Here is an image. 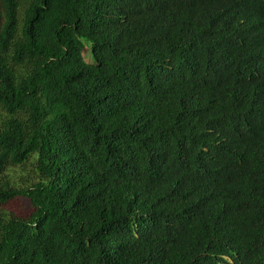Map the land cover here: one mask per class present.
Masks as SVG:
<instances>
[{"label": "trees", "instance_id": "16d2710c", "mask_svg": "<svg viewBox=\"0 0 264 264\" xmlns=\"http://www.w3.org/2000/svg\"><path fill=\"white\" fill-rule=\"evenodd\" d=\"M18 197L0 264H264V0H0Z\"/></svg>", "mask_w": 264, "mask_h": 264}, {"label": "rangeland", "instance_id": "374dc122", "mask_svg": "<svg viewBox=\"0 0 264 264\" xmlns=\"http://www.w3.org/2000/svg\"><path fill=\"white\" fill-rule=\"evenodd\" d=\"M84 56L87 62H93L90 47L84 49ZM0 207L19 217H26L32 211V205L29 199L24 197L13 199L6 204L0 205Z\"/></svg>", "mask_w": 264, "mask_h": 264}]
</instances>
